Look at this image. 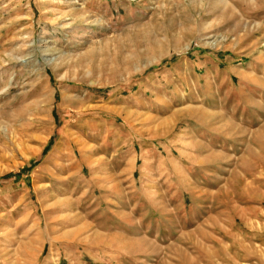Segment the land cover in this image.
I'll return each mask as SVG.
<instances>
[{"label": "rangeland", "instance_id": "obj_1", "mask_svg": "<svg viewBox=\"0 0 264 264\" xmlns=\"http://www.w3.org/2000/svg\"><path fill=\"white\" fill-rule=\"evenodd\" d=\"M0 264H264V0H0Z\"/></svg>", "mask_w": 264, "mask_h": 264}]
</instances>
